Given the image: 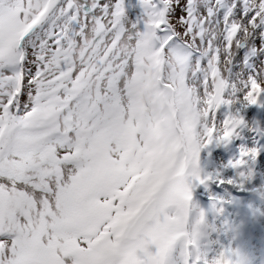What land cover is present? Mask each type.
<instances>
[{"label": "snow or ice", "instance_id": "1", "mask_svg": "<svg viewBox=\"0 0 264 264\" xmlns=\"http://www.w3.org/2000/svg\"><path fill=\"white\" fill-rule=\"evenodd\" d=\"M138 2L0 0V264H188L198 151L244 123L216 110L264 100V57L229 68L264 0Z\"/></svg>", "mask_w": 264, "mask_h": 264}, {"label": "rangeland", "instance_id": "2", "mask_svg": "<svg viewBox=\"0 0 264 264\" xmlns=\"http://www.w3.org/2000/svg\"><path fill=\"white\" fill-rule=\"evenodd\" d=\"M78 4L82 5V11L87 13L89 16L95 15L97 10L91 9V3L92 0H77ZM101 3L105 2V0H100ZM125 4V10H126V16L129 20H135L137 17L142 15V9L139 5L138 0H124ZM223 14V9H221L217 13V18ZM73 27H78L77 25H73ZM142 29V26H141ZM259 31V29H258ZM264 43V41H255L254 43ZM252 48L250 43H245L243 46L237 48L234 52V54L231 57V64L232 67L229 66L231 74L234 76H239L246 74L247 72L251 71L252 66L254 65V62L257 60V57H264V50H261V53L259 51L258 56H255L253 59H250L251 53L250 49ZM247 51V53L244 54V52ZM247 57L248 63L245 64V59ZM230 64V65H231ZM230 96L231 93H228ZM264 100L261 101V107L262 112L260 114V121H261V127L264 133ZM229 113L235 115L238 114L241 116L244 120V123L240 126H238L233 134L226 140V141H220L216 142L211 141L206 143L203 147H201L197 154V164L200 171L201 176L209 175V172H213L215 176L214 179L217 180L218 183H222V185L230 187V190L236 192L235 186L237 183L241 185V180L239 176L247 175V169L244 168L243 164L238 165L237 167H233L231 162H234V157L229 156L227 157V163L225 164V158H222L220 154H218L219 149H222L226 151L227 154L229 153L228 145H232L233 147L237 148L238 152H242L243 154L249 152V155L246 156V158H250V150L252 148L253 140H251V144H241L237 145L236 140L237 139H243L244 134H249L252 136V128L251 124L249 122V119H254L252 117L251 109H247V107H243L238 101L230 104V105H221L215 113L216 117V123H221L225 116ZM237 135V138L234 135ZM264 140V135L260 138ZM239 160V159H237ZM264 163V158H263ZM219 167V172L222 174L220 175L216 169ZM261 180H263V177H261ZM201 183L198 181H191L190 182V191H191V200L189 202V210H188V220H187V231L191 232L193 224L195 221L200 217L201 213L203 214V220L202 222L197 225V229L199 232V238L203 237L205 241H207L208 244H210L211 247H207L205 242L203 240L201 241V248L198 249V254L193 250L192 246H189L187 249V261L188 264H199V261L197 260V255L200 259H204V256L211 260V263L214 264L217 257H219L221 254L225 253L228 250L229 244L226 243V241H230L231 236L228 232H226L225 228L223 227L226 223L234 222L235 225H240L244 222L243 217L234 219L233 214L231 213L229 209V203H227L228 198L221 194V196L217 194H213V191L217 190L212 189L209 187H202L200 185ZM233 187H232V186ZM237 188H240L236 186ZM242 188V187H241ZM245 189V188H244ZM254 193V192H253ZM198 194H202L201 198L204 200H201L197 198L196 196ZM208 194L214 195V197H218L217 199L220 201V204L225 205L224 207L217 206L213 201L206 198L205 196H209ZM259 196V198H262L258 193H254ZM252 194V195H254ZM232 196V192L230 194ZM236 195V194H235ZM264 195V194H263ZM255 196V195H254ZM213 197V196H212ZM252 197V196H251ZM213 199V198H212ZM252 200H255V198H252ZM256 206L251 207L252 210H256L258 213L263 214L264 208L262 205L259 206V209H255ZM205 226V227H204ZM209 227L208 230L206 227ZM252 227V226H251ZM223 230L224 233H219L218 230ZM215 230V231H213ZM254 235H256L255 231H252ZM197 243V242H196ZM212 244V245H211ZM255 248H253L250 251V257L252 261L259 262V258L257 257L256 252V245L253 244ZM150 250L154 251V246L150 247ZM181 250V244H177L173 253L172 258L174 261V264H184V257L180 255Z\"/></svg>", "mask_w": 264, "mask_h": 264}, {"label": "bare ground", "instance_id": "3", "mask_svg": "<svg viewBox=\"0 0 264 264\" xmlns=\"http://www.w3.org/2000/svg\"><path fill=\"white\" fill-rule=\"evenodd\" d=\"M258 40H259V38H257V40H250V41H248L246 43H250L252 47L253 46H257L258 47L259 43H257V42L254 43L255 41H258ZM258 53H259V51H257L255 54H253L252 52L251 53L249 52L250 59H253L255 56H258ZM260 53H261V50H260ZM229 66L232 67L233 65L231 64ZM254 106L256 107V105H254ZM262 108L263 107H261V110L257 109V112H258L259 115L262 112ZM263 129H264V127H263ZM234 136L237 138L236 134ZM253 138L254 137H252L250 134H249V136L244 134V138L243 139H237L236 140V144H240V143H249V144H251L250 142H251V140H253ZM227 148L229 150V153H231L234 157L237 156L236 152H238V150H237V148L233 147V144L232 145H228ZM252 149H257V154H256L255 158H252V153L251 152H250L251 157L248 158V159L246 158V156L249 155V152L245 153L246 156L242 152H238V155L243 157L244 166H250V171H249V173L246 176H240L241 185H239L237 183L236 186H238L240 188L241 187L245 188L246 190H244V192H247V190H252L254 188L255 191L261 193V192H264V187H263L264 181L261 180V177H263V180H264V165L262 163V158H261L262 155L264 154V145H262V146L253 145ZM224 152L226 153V151H224ZM228 155H230V154L226 153V156H228ZM216 171L220 175H222L219 172V167H217ZM208 176H210L211 178L206 180L204 183H201L200 185L202 187H206L207 185H213L214 183L217 182V180L214 179V177H213V176H215L213 172H209ZM252 180H253V183H252ZM221 192L226 195L225 191H221ZM262 200L264 201V199H262ZM229 201H230V204L238 205L239 208L243 211V213H245V215L247 216V218L249 220L250 219H260L261 222L263 223V226H264V216H261L260 214H258L254 210L250 209V207L257 206L259 204L258 202H254V201H252L250 199V194H240V197L232 198ZM249 224H253V223L250 222ZM223 227L225 228L226 231L232 232V234H233V238L234 239L231 240L230 242L226 241L227 244H230V246L228 247L229 249L233 246L234 243L242 245L241 241H246L249 238L252 239V242L248 243L249 244L248 245L249 249L247 250L248 253L250 254V251L253 248H255V246H253V244H254V240H255L256 236L255 235H251L247 231L246 228L238 227L233 222L226 223ZM206 228L208 230L210 229L208 226ZM213 231H215V230H213ZM218 232L219 233H224L223 230H221V229L218 230ZM202 240H203V242H205L207 247H211L210 244H208L207 241H205L203 239V237H201V238L198 237L197 238V243H196V247L197 248H199V247L201 248V244L200 243H201ZM201 262H203V264H212L211 260H209L206 257V255L204 256V259H201ZM250 264H264V259L260 260L259 262H255V261L250 260Z\"/></svg>", "mask_w": 264, "mask_h": 264}, {"label": "clouds", "instance_id": "4", "mask_svg": "<svg viewBox=\"0 0 264 264\" xmlns=\"http://www.w3.org/2000/svg\"><path fill=\"white\" fill-rule=\"evenodd\" d=\"M250 260L251 257L244 246L236 244L217 257L215 264H250Z\"/></svg>", "mask_w": 264, "mask_h": 264}]
</instances>
